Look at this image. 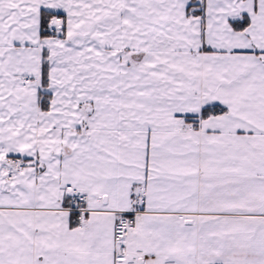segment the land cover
I'll return each mask as SVG.
<instances>
[{"label":"snow or ice","instance_id":"obj_1","mask_svg":"<svg viewBox=\"0 0 264 264\" xmlns=\"http://www.w3.org/2000/svg\"><path fill=\"white\" fill-rule=\"evenodd\" d=\"M0 264H264V0H0Z\"/></svg>","mask_w":264,"mask_h":264}]
</instances>
